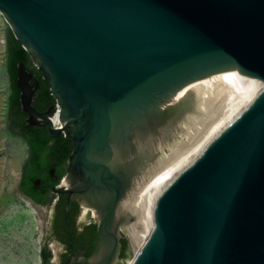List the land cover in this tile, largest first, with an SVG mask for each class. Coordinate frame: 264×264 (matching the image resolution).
Returning a JSON list of instances; mask_svg holds the SVG:
<instances>
[{
    "label": "water",
    "instance_id": "1",
    "mask_svg": "<svg viewBox=\"0 0 264 264\" xmlns=\"http://www.w3.org/2000/svg\"><path fill=\"white\" fill-rule=\"evenodd\" d=\"M0 13L58 105L56 125L36 112L38 82L19 62L28 122L72 141L69 188L57 191L69 235L71 199L98 216L90 254L64 264H116V211L144 171V143L187 110L172 96L233 70L264 84V0H0ZM152 216L155 235L132 264H264V89L160 190Z\"/></svg>",
    "mask_w": 264,
    "mask_h": 264
},
{
    "label": "bare ground",
    "instance_id": "2",
    "mask_svg": "<svg viewBox=\"0 0 264 264\" xmlns=\"http://www.w3.org/2000/svg\"><path fill=\"white\" fill-rule=\"evenodd\" d=\"M263 89L264 84L259 80L233 70L193 81L172 96L170 104L184 103L187 110L179 121L171 125L170 131L162 136V141L143 142L150 153L144 171L126 191L116 211V220L125 221L120 229L134 251L133 258L141 253L155 235L152 203L160 190L191 164L207 144ZM52 122L56 125L57 116L52 118ZM164 147L168 153L157 157L156 151ZM137 148H142V144H137ZM25 204L34 215L30 201L25 200ZM89 210L86 206L82 207V215L85 216ZM90 213L92 217H98L94 211L90 210ZM129 218L132 219L131 224H127ZM34 247L35 262L40 264L38 240ZM133 258L127 264H132Z\"/></svg>",
    "mask_w": 264,
    "mask_h": 264
},
{
    "label": "rangeland",
    "instance_id": "3",
    "mask_svg": "<svg viewBox=\"0 0 264 264\" xmlns=\"http://www.w3.org/2000/svg\"><path fill=\"white\" fill-rule=\"evenodd\" d=\"M8 30L9 26L0 13V264H36L34 246L37 240L40 264V251L43 247L51 253L49 264H62L64 248L49 238L52 222L50 206L43 210L30 202L34 210L32 215L25 204L28 199L19 190L20 168L25 160V151L21 150L23 143L19 141L17 134L9 128V86L6 72ZM156 138L157 141H162L159 136ZM177 138H180L179 135ZM156 152L161 155L168 153V149L164 147ZM131 223L132 219L129 218L127 224ZM89 224H96L91 213L81 218L77 227L79 229ZM121 234L125 249L116 264H127L133 258L134 251L123 231Z\"/></svg>",
    "mask_w": 264,
    "mask_h": 264
},
{
    "label": "flooded vegetation",
    "instance_id": "4",
    "mask_svg": "<svg viewBox=\"0 0 264 264\" xmlns=\"http://www.w3.org/2000/svg\"><path fill=\"white\" fill-rule=\"evenodd\" d=\"M30 83H33V76ZM37 89L38 86L35 87L31 106L43 117H46L47 113H49L48 118L52 119L54 115L52 105L47 103V101H37L39 99ZM19 109L20 123L16 124L15 129H12L17 134L19 141L23 143L25 151V160L20 168L19 190L21 189L22 195L34 206L41 209H47L50 206L52 222L49 238L64 248L61 258V262L64 264L80 249L86 247L87 251L88 247L86 245L76 246V239L81 237L85 228L94 225L96 229V224H89L78 229L77 223H80L81 218L90 213V210L85 216L82 215L80 202L73 198L69 201L67 210V219L71 228V235H69L68 225L64 216L67 194L57 192L58 190L69 188V185L65 183V178L68 174V160L73 153L72 141L65 130H63L65 134L61 131L58 135L52 137L49 125H31L28 122V115L22 111L20 104ZM27 126L29 130L26 128ZM32 130H39L41 133H35ZM65 149H71V152L68 155V159L62 162L61 156ZM28 174H32L30 178L34 177V179L27 180L26 176Z\"/></svg>",
    "mask_w": 264,
    "mask_h": 264
},
{
    "label": "trees",
    "instance_id": "5",
    "mask_svg": "<svg viewBox=\"0 0 264 264\" xmlns=\"http://www.w3.org/2000/svg\"><path fill=\"white\" fill-rule=\"evenodd\" d=\"M19 62H22L25 69L33 76V80L36 79L38 82V93L39 99L37 101H47L53 108V113L55 112L56 102L50 94V90L46 82L42 79L40 72L32 65L31 60L27 52L22 48L20 43L14 38L10 30L7 31L6 36V72L8 77L9 95H8V112H9V125L10 130L15 129L16 124L20 123V109H19V95L20 92L16 87V69ZM29 130V127H26ZM17 129V128H16ZM31 131V130H30ZM35 133H41L39 130H32ZM71 149H65L63 155L61 156V161L65 162L68 159ZM32 174L26 176L27 180H33ZM21 190V189H20ZM66 231V230H65ZM67 232V231H66ZM96 238V229L94 225L85 228L81 237L76 239V246L86 245L88 247L85 256L89 255L94 247V240ZM122 252L120 256H123V251L125 249V242L121 241ZM42 264H49L51 258V253L45 247L41 248L40 251Z\"/></svg>",
    "mask_w": 264,
    "mask_h": 264
},
{
    "label": "built area",
    "instance_id": "6",
    "mask_svg": "<svg viewBox=\"0 0 264 264\" xmlns=\"http://www.w3.org/2000/svg\"><path fill=\"white\" fill-rule=\"evenodd\" d=\"M57 110H58V105L56 104V105H55V112H54V114L57 112ZM62 131H63V130H62ZM62 133L65 134L64 131H63Z\"/></svg>",
    "mask_w": 264,
    "mask_h": 264
}]
</instances>
